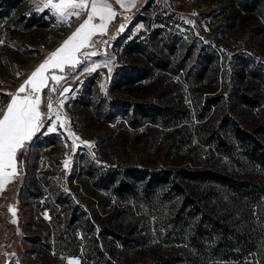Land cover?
I'll return each mask as SVG.
<instances>
[{"label":"rangeland","instance_id":"rangeland-1","mask_svg":"<svg viewBox=\"0 0 264 264\" xmlns=\"http://www.w3.org/2000/svg\"><path fill=\"white\" fill-rule=\"evenodd\" d=\"M241 1L136 0L122 10L110 0L118 15L106 35L93 37L108 43L81 50L106 53L87 63H110L76 79L79 68L55 70L68 78L51 94L54 108L64 86L73 85L61 109L67 123L61 128L56 121L57 132L37 133L26 144L17 156L19 175L0 191V264H145L182 254L189 246L163 225L171 201L118 198L97 181L96 173L108 168L214 167L264 181V168L234 164L203 143L197 130L198 124L216 127L226 112L248 129L264 124V0L251 11ZM1 7L0 106H6L7 94L17 92L86 14L68 26L47 9L38 11L41 0H0ZM127 66L148 74L127 81L121 74ZM235 89L257 94L261 103L239 102ZM213 95H221L219 102L205 108ZM135 102L169 104L187 115L169 125L152 122L134 116ZM41 110L47 111L43 103ZM68 131L80 137L75 146ZM188 184L208 211L230 212L264 234V195L246 203L214 184ZM110 230L127 235L128 243ZM206 264H264V257L256 249Z\"/></svg>","mask_w":264,"mask_h":264},{"label":"trees","instance_id":"trees-1","mask_svg":"<svg viewBox=\"0 0 264 264\" xmlns=\"http://www.w3.org/2000/svg\"><path fill=\"white\" fill-rule=\"evenodd\" d=\"M257 1L242 0L240 3L242 8L251 11L258 6ZM5 13V8L1 7L0 16ZM157 60L162 65L165 64V60L160 57ZM121 74L127 81H134L145 77L148 70L128 67ZM233 94L239 102L251 107L261 103L257 94H249L241 89H235ZM220 97L221 95L207 96L205 108L218 103ZM121 103L125 104L124 101ZM133 111L135 117L140 116L164 125L178 122L187 115L175 106L154 102H135ZM197 130L203 143L209 144L214 151L234 164L264 168V124L248 129L234 115L226 112L220 117L216 127L205 128L198 124ZM96 174L97 181L111 188L118 198H138L141 195L149 202L153 197L159 196L162 201H171L173 204L170 213L163 219V225L189 247H185L182 254H171L169 259L152 260L145 264H206L214 258H238L256 249L264 257V234L260 229L253 230L241 221H234L230 212L220 214L208 211L192 195L188 184L193 181L214 184L246 203H258L264 195V181L259 178L214 167L151 169L128 166L120 169L108 168ZM110 232L124 244L128 243L127 235L113 230Z\"/></svg>","mask_w":264,"mask_h":264},{"label":"snow or ice","instance_id":"snow-or-ice-1","mask_svg":"<svg viewBox=\"0 0 264 264\" xmlns=\"http://www.w3.org/2000/svg\"><path fill=\"white\" fill-rule=\"evenodd\" d=\"M122 10H130L136 0H114ZM47 9L58 22L70 26L72 17L79 18L86 14V18L65 41L31 72L28 79L18 88L17 92L8 93L10 101L6 106H0V191L6 183L19 175L18 153L25 148L37 133L48 134L57 132V123L63 128L67 123L63 119L65 114L61 111L65 103L66 94L73 91L65 88L60 93L61 99L56 108L53 107L52 95L59 90L62 81L67 80L66 75H57L55 70L64 73L67 67L70 72L79 68V72L72 77L78 78L84 72H95L100 67H107L110 61L101 63L87 61L97 55L106 53L82 52L85 48H95L97 43L107 44L108 41H95L97 34L106 35L109 24L117 17L118 13L110 0H41L38 11ZM125 19H127L125 17ZM192 24V21H187ZM141 27H143L141 25ZM118 31H124L121 24ZM2 43V41H0ZM83 65V67H81ZM111 72V68H109ZM19 75V73H17ZM51 81V83H49ZM47 89V93L44 90ZM43 94V96H42ZM46 97V99H44ZM42 103L47 111L41 110ZM62 134V133H61ZM72 138L73 146L80 140L74 132L68 131ZM85 146L91 147L93 142L81 141ZM65 160V168L69 165ZM15 215V209H12ZM47 218V216H46ZM68 264H80L79 259H71Z\"/></svg>","mask_w":264,"mask_h":264},{"label":"water","instance_id":"water-1","mask_svg":"<svg viewBox=\"0 0 264 264\" xmlns=\"http://www.w3.org/2000/svg\"><path fill=\"white\" fill-rule=\"evenodd\" d=\"M65 88L73 89V85H71V84H67V85L64 86L63 89H65ZM63 89H62L61 92H63Z\"/></svg>","mask_w":264,"mask_h":264}]
</instances>
